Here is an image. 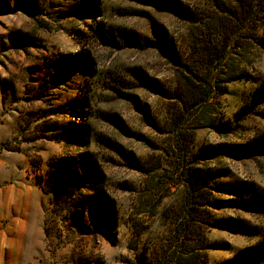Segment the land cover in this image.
<instances>
[{
    "label": "rangeland",
    "instance_id": "374dc122",
    "mask_svg": "<svg viewBox=\"0 0 264 264\" xmlns=\"http://www.w3.org/2000/svg\"><path fill=\"white\" fill-rule=\"evenodd\" d=\"M223 2L0 0V209L38 207L27 264L264 242V0Z\"/></svg>",
    "mask_w": 264,
    "mask_h": 264
},
{
    "label": "crops",
    "instance_id": "0c3cea01",
    "mask_svg": "<svg viewBox=\"0 0 264 264\" xmlns=\"http://www.w3.org/2000/svg\"><path fill=\"white\" fill-rule=\"evenodd\" d=\"M27 192V188H22V193ZM18 204L19 202L10 199L0 209V213L5 216L0 229L2 264H27L37 255L40 218L38 207L36 206L34 214L33 210H28L27 205L24 208V205Z\"/></svg>",
    "mask_w": 264,
    "mask_h": 264
},
{
    "label": "trees",
    "instance_id": "16d2710c",
    "mask_svg": "<svg viewBox=\"0 0 264 264\" xmlns=\"http://www.w3.org/2000/svg\"><path fill=\"white\" fill-rule=\"evenodd\" d=\"M230 2L232 3L233 7H238L239 5L242 4V0H230ZM219 7H225L226 4L223 2V0H217V5ZM231 11H234L233 9H231ZM230 11V12H231ZM219 21L216 20L215 23H218ZM221 24H224L223 22H220ZM215 26L220 27L221 25L215 24ZM101 35V34H100ZM204 62V61H203ZM183 98H180V101L182 102ZM204 117H202L203 119ZM205 124L207 125H211L212 121L209 120V118H204ZM255 142L257 143V145H259L260 147H262V149L264 150V137H261L260 139H256ZM255 208L257 210H261L264 212V195H262V197L260 196H255ZM178 235V236H177ZM178 237L179 234H176L173 236V240L178 241ZM183 242V241H182ZM183 253V251H179V250H173L171 254L168 255L169 260L167 263L164 264H174L178 261H181V264H205L204 262L200 263V257L201 254L198 253V248L193 247V254H192V250L190 251L189 254H185L181 256ZM181 254L180 256H177ZM162 256H165L164 253L160 254V257L158 258V261L162 258ZM264 260V242L258 243L255 246H251L249 248H245L243 250H240L237 254L235 253L232 257L223 260L221 262H217L215 264H258L259 262H262ZM158 261H152L150 264H159ZM160 264H163V262H161Z\"/></svg>",
    "mask_w": 264,
    "mask_h": 264
}]
</instances>
